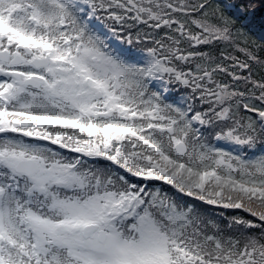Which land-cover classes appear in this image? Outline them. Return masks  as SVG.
<instances>
[{
    "label": "snow or ice",
    "instance_id": "6c2138e0",
    "mask_svg": "<svg viewBox=\"0 0 264 264\" xmlns=\"http://www.w3.org/2000/svg\"><path fill=\"white\" fill-rule=\"evenodd\" d=\"M258 13L0 0V264H264Z\"/></svg>",
    "mask_w": 264,
    "mask_h": 264
},
{
    "label": "trees",
    "instance_id": "16d2710c",
    "mask_svg": "<svg viewBox=\"0 0 264 264\" xmlns=\"http://www.w3.org/2000/svg\"><path fill=\"white\" fill-rule=\"evenodd\" d=\"M215 2L217 3H222L221 0H215ZM264 19H261V16L260 14L258 13L250 23H256V22H260ZM239 23V22H238ZM250 23H246L244 25V30L246 32H248V34L254 38V39H257L255 38V35L252 33V31L249 29L250 27ZM259 40V39H257ZM197 205L199 206V209L200 211H202L203 213H205L206 215L212 217V218H216L218 220V222L223 226L227 223V220L228 218H230L231 216L233 215H236L239 213L240 210H224V209H218V208H214V207H210V206H207L201 202H197Z\"/></svg>",
    "mask_w": 264,
    "mask_h": 264
},
{
    "label": "rangeland",
    "instance_id": "374dc122",
    "mask_svg": "<svg viewBox=\"0 0 264 264\" xmlns=\"http://www.w3.org/2000/svg\"><path fill=\"white\" fill-rule=\"evenodd\" d=\"M259 34H260L261 36H264V28L261 29V30H259Z\"/></svg>",
    "mask_w": 264,
    "mask_h": 264
}]
</instances>
